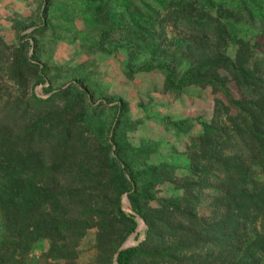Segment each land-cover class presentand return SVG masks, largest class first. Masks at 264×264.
<instances>
[{"label":"trees","instance_id":"trees-1","mask_svg":"<svg viewBox=\"0 0 264 264\" xmlns=\"http://www.w3.org/2000/svg\"><path fill=\"white\" fill-rule=\"evenodd\" d=\"M194 8L188 2L167 17L183 33L176 55L191 60L179 87L208 88L212 116L190 152L182 195L144 212L134 200L136 185L131 204L147 227L140 242L119 252L137 227L120 206L131 188L126 166L89 133L81 95L49 86V96L38 97L28 88L30 75L32 86L39 84L46 69L25 66L21 49L0 39L7 60L0 84V264H34L39 242L47 245L40 257L51 264H264V18L235 16L247 13L245 4L224 20ZM90 231L91 256L81 262Z\"/></svg>","mask_w":264,"mask_h":264},{"label":"rangeland","instance_id":"rangeland-1","mask_svg":"<svg viewBox=\"0 0 264 264\" xmlns=\"http://www.w3.org/2000/svg\"><path fill=\"white\" fill-rule=\"evenodd\" d=\"M188 2L222 20L244 4L247 13L235 16L264 18V0H0V39L21 49L25 66L46 69L39 84L32 86L30 75L29 90L40 98L49 96L44 93L49 86L52 93L80 94L89 133L127 168L131 188L121 195L120 206L137 227L119 249L140 242L147 227L131 204L136 185L134 200L144 212L182 195L180 179L190 170V152L212 116L208 88L179 87L191 60L176 55L183 33L167 16ZM6 64L0 52V84ZM93 234L80 246L81 262L90 259ZM46 247L45 242L34 247V264H51L40 257Z\"/></svg>","mask_w":264,"mask_h":264},{"label":"water","instance_id":"water-1","mask_svg":"<svg viewBox=\"0 0 264 264\" xmlns=\"http://www.w3.org/2000/svg\"><path fill=\"white\" fill-rule=\"evenodd\" d=\"M131 213H133L132 210H131ZM127 247H128V246L121 247V248L118 250V252L121 251V250H123V249H125V248H127Z\"/></svg>","mask_w":264,"mask_h":264}]
</instances>
